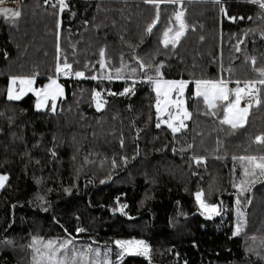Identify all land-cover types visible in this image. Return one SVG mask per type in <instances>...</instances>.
<instances>
[{
  "label": "trees",
  "instance_id": "trees-1",
  "mask_svg": "<svg viewBox=\"0 0 264 264\" xmlns=\"http://www.w3.org/2000/svg\"><path fill=\"white\" fill-rule=\"evenodd\" d=\"M9 1L22 15L15 22L0 17V174L8 177L0 189V264H32L37 237H75L78 248L107 252L113 264H264V182L250 185L238 206L234 185L243 173L233 159L264 154V145L254 143L264 134V86L258 85L261 105L237 130L220 123L222 108L205 115L202 98L193 96L196 80L259 78L250 58L264 67L262 10L249 0H184L188 30L166 48L163 32L175 5L160 6L149 34L156 13L143 0H66L63 13L58 0ZM136 57L163 65L164 80L190 82L185 97L192 117L180 132L161 123L153 85L127 71L115 78L124 64L136 67ZM65 58L70 76L55 70ZM109 71L113 79H104ZM30 76L37 87L58 78L65 94L55 112L36 110L33 94L7 98L12 77ZM96 92L106 101L101 110ZM193 157L204 159L198 165ZM201 191L220 215L203 212L196 200ZM240 212L246 223L237 235ZM118 240H143L150 252L121 259Z\"/></svg>",
  "mask_w": 264,
  "mask_h": 264
},
{
  "label": "snow or ice",
  "instance_id": "snow-or-ice-1",
  "mask_svg": "<svg viewBox=\"0 0 264 264\" xmlns=\"http://www.w3.org/2000/svg\"><path fill=\"white\" fill-rule=\"evenodd\" d=\"M145 4L152 5L155 8L154 19L146 26L145 31L152 33L160 19V6L162 4L175 5L176 10L173 12L172 21L170 26L166 27L163 32L162 43L164 47L171 45L173 48L179 44L182 37L185 36L188 25L185 23V9L183 7L184 0H143ZM213 2L220 4L221 0H213ZM250 3L258 6L262 11L260 16L257 18H264V0H249ZM6 0H0V17H5L13 22L20 18L22 12L19 9L13 10L9 7H4ZM59 13H63L68 8L66 0H58ZM56 7V5H53ZM223 10V9H222ZM233 22L236 21L237 17H229ZM239 19H244L240 17ZM252 20L253 17H248ZM175 22V27L171 26L172 22ZM59 26V25H58ZM251 31V30H250ZM247 35V33L245 34ZM261 37L264 38V33H261ZM203 39V37H201ZM243 40L237 42L236 51H240V44ZM100 56L104 58L105 50L101 49ZM136 67H130L124 64L122 68L115 70V78H124V73L127 71L131 77L139 76L144 82H148L153 85V90L156 93V104L155 108L159 115H168V119L163 121L167 124L168 128L173 133H178L181 129L187 127L185 124L186 120H190L192 113L184 106L183 100L179 99L184 96L185 89L188 87L190 82L184 80H164L162 79V73L159 67L153 68L151 62L146 63L143 59L136 57ZM251 64L254 66V70L258 73V79H251L245 81H231L226 78H218L216 80L201 79L196 80L194 98H202V102L206 105L205 115L216 116L217 108H222L224 115L220 120L221 124L228 125L232 130L244 128L248 122V116L253 106L259 107L262 103L261 99V87L264 86V67L255 68L256 58H250ZM102 68L107 67V62L102 59L98 61ZM153 70L156 75H150L149 70ZM57 73H63L65 76L73 74L72 65L67 63L65 58L63 64L60 63L56 66ZM229 71H231L229 69ZM74 75L77 78H84L85 73L83 71H75ZM93 80L97 79V76L93 75L90 77ZM104 79L111 80L113 76L111 71L103 77ZM137 82L133 79L132 86L125 89V93L131 92L132 87ZM235 83V88H229L230 83ZM35 83L34 76L30 77H12L11 87L8 89L7 98L9 100H19L25 93L34 92L37 97H40V101L37 103V108H40L42 104L46 103L49 99L55 101L59 96L63 95V88L57 83L55 79H52L50 84L46 88L35 89L33 84ZM19 84V91L16 90V85ZM243 84V87L240 85ZM173 93L177 96L174 99ZM115 95L116 93H110ZM123 95L124 93H120ZM134 94V93H133ZM248 98V101L244 107H241V101L244 97ZM96 97V108L101 110L104 107L106 101L101 97L100 92L95 93ZM175 108V111L170 109ZM51 111H56L55 103L51 106ZM156 127H160V123H157ZM254 143L264 145V134L257 135L254 139ZM123 145V141H121ZM191 147V145L189 146ZM55 153H53L54 155ZM127 158H124L126 162ZM195 162L199 165L204 158L193 157ZM234 160H238L241 163L243 178L239 180L234 186L237 188L238 196L236 204L239 206L242 201L240 199L244 193L250 191V185L255 184L257 179L264 182V154L262 155H243L239 157H233ZM113 167L116 166V161H112ZM8 180L6 175H0V188H3L5 182ZM68 191V190H66ZM204 193H196V200L199 203L203 212L208 214V218L213 215H220V207L217 204L206 203L204 200ZM250 203L251 201H245ZM47 210V209H45ZM244 213L240 212L238 222L236 225L235 234L239 235L245 226ZM84 228H78L77 233L84 232ZM255 240V237H252ZM117 247L121 249L118 255L123 258V255H144L148 256L150 252L149 245L143 240H128V241H116ZM264 244V240L261 241ZM30 248L33 251L32 264H113V261L108 258L107 253L102 254L99 249H94L91 246L86 248H78L75 237H71L63 240H48L44 241L40 238H33Z\"/></svg>",
  "mask_w": 264,
  "mask_h": 264
},
{
  "label": "rangeland",
  "instance_id": "rangeland-1",
  "mask_svg": "<svg viewBox=\"0 0 264 264\" xmlns=\"http://www.w3.org/2000/svg\"><path fill=\"white\" fill-rule=\"evenodd\" d=\"M4 7H11V8H14V10L15 9H17V7H15V2H10L9 0H6V3H5V5H4ZM56 81H57V83L63 88V86H62V84L59 82V80H58V78H54ZM52 80V79H51ZM51 80H49V81H47L43 86H39V87H37V85H36V79H35V83L33 84V88H35V89H41V88H46L49 84H50V82H51ZM11 87V83H10V85H9V88ZM16 90L17 91H19V88H20V85L19 84H17L16 86ZM63 90H64V88H63ZM186 90H187V88L185 89V92H184V96L183 97H180L179 99H181V100H183V102H184V106L185 107H187V103H186V97H185V94H186ZM155 92V91H154ZM28 94H33L35 97H36V102H35V108H36V110H47V109H49L50 108V110H51V106H52V104L53 103H55V106H56V108H57V105H58V101L60 100V98H62V97H64V94H65V91H63V95L62 96H59L55 101H52L51 99H49L46 103H44V104H42L41 105V107L40 108H37V103L40 101V97H37L36 95H35V93L34 92H27V93H25L20 99H22L23 97H25L26 95H28ZM156 94V93H155ZM173 95V98L175 99L176 98V96H177V94L176 93H173L172 94ZM245 98H246V96L242 99V101H241V107H244L246 104H245ZM19 99V100H20ZM188 109V108H187ZM170 111H175V108H172V109H170ZM159 115V114H158ZM159 118L161 119V123H163V121H165V120H167L168 119V115L167 114H164V115H159ZM186 121H188V120H186ZM186 121H185V123H186ZM163 124H165V123H163ZM165 125H167V124H165ZM1 175V174H0ZM6 183V182H5ZM0 189H2V188H0ZM207 214V213H206ZM119 248V247H118ZM121 250V249H120ZM101 251V250H100ZM101 253L102 254H104V253H107V252H102L101 251ZM107 255H108V258L109 259H111V257L109 256V254L107 253Z\"/></svg>",
  "mask_w": 264,
  "mask_h": 264
},
{
  "label": "built area",
  "instance_id": "built-area-1",
  "mask_svg": "<svg viewBox=\"0 0 264 264\" xmlns=\"http://www.w3.org/2000/svg\"><path fill=\"white\" fill-rule=\"evenodd\" d=\"M247 101H248V98L246 97V98H245V104L247 103Z\"/></svg>",
  "mask_w": 264,
  "mask_h": 264
}]
</instances>
